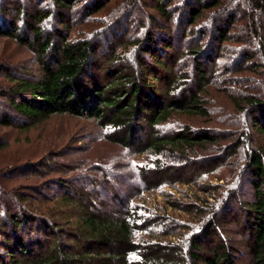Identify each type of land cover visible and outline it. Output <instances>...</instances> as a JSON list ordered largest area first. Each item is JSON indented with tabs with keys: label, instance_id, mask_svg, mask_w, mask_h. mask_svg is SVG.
Masks as SVG:
<instances>
[{
	"label": "rangeland",
	"instance_id": "rangeland-1",
	"mask_svg": "<svg viewBox=\"0 0 264 264\" xmlns=\"http://www.w3.org/2000/svg\"><path fill=\"white\" fill-rule=\"evenodd\" d=\"M212 2L216 4L204 8V15L194 23L188 13L197 5L196 0H169L171 19L154 7V0H75L69 13L64 9L68 18L64 32L70 40L94 38L106 42V36L111 39L118 34L117 40L129 45L116 47L124 55L133 54L136 40L144 41L149 31L157 37L171 34L175 50L182 54L176 70L188 78V82L183 81L186 85L196 86L198 62L197 54L187 49L203 45L206 53L214 55L208 81L200 92L203 110L175 109L163 124V131L204 133L215 141L195 146L187 156L160 155L135 152L110 141L99 121L86 115L55 113L29 128L0 125V218L19 192L29 195L25 207L35 214L49 215L61 189L55 179L65 178L90 193L98 190L101 205H114L118 193L143 211L162 216L159 223L176 220L187 226L178 230L180 236L171 237L179 244L203 220L220 219L238 262L252 263L241 219L245 203L254 199L248 155L264 142L252 124L261 106L252 107L248 100L253 96L264 100V0ZM101 3L104 5L98 10ZM19 5L51 9L53 13L44 25L51 31L62 28L54 0H0V23L15 18ZM22 16H18L20 28ZM224 20L228 34L221 42L214 27ZM184 31L185 37L181 35ZM39 66L36 54L27 45L0 33V114H17L7 90L13 89L22 76L39 75ZM15 118L23 120L18 114ZM186 161L195 164L182 175L184 180L179 176L147 180V169L157 162L176 166Z\"/></svg>",
	"mask_w": 264,
	"mask_h": 264
},
{
	"label": "trees",
	"instance_id": "trees-1",
	"mask_svg": "<svg viewBox=\"0 0 264 264\" xmlns=\"http://www.w3.org/2000/svg\"><path fill=\"white\" fill-rule=\"evenodd\" d=\"M154 1V7L171 19L169 0ZM212 1L196 0L197 5L188 13L190 22L202 17L204 8L216 4ZM54 2L62 28L48 30L44 24L53 12L38 5H19L15 18L1 20L0 33L34 51L40 73L16 79L15 87L7 90L12 108L23 120L18 122L17 114L3 112L0 125L29 128L55 113L86 115L99 121L110 141L135 152L160 155L187 156L188 150L214 140L208 134L188 130L163 131V124L175 109L203 110L200 92L214 61V55L206 53L203 45L187 49L197 54L198 62L196 86L186 85L183 81L188 82V78L176 70L182 54L175 50L171 34L157 37L149 31L144 41L136 40L133 54L124 55L116 48L121 44L118 34L117 38L106 36V42L94 38L70 40L64 32L68 24L66 11L70 12L75 0ZM103 5L97 6L98 10ZM19 15H23L21 28ZM226 23L220 21L214 27L221 42L227 38ZM186 31L181 35L185 37ZM121 45L129 46L126 42ZM248 100L252 107L261 106L252 124L264 140V100L254 96ZM194 164L186 161L162 166L157 162L154 168H146L147 180L156 181L161 176L184 180ZM248 170L254 199L245 203L241 226L251 264H264V142L249 153ZM55 180L61 189L49 215L35 214L25 207L28 194H15L17 199L0 218V264H240L224 236L220 219L203 220L179 244L171 237L180 236L178 230L188 228L180 222L159 223L162 216L143 211L116 192L114 205H101L98 190L90 193L65 178Z\"/></svg>",
	"mask_w": 264,
	"mask_h": 264
}]
</instances>
